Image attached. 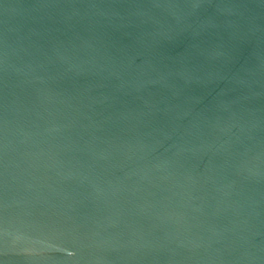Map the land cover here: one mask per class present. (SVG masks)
I'll list each match as a JSON object with an SVG mask.
<instances>
[{
  "label": "water",
  "instance_id": "obj_1",
  "mask_svg": "<svg viewBox=\"0 0 264 264\" xmlns=\"http://www.w3.org/2000/svg\"><path fill=\"white\" fill-rule=\"evenodd\" d=\"M0 264H264V0H0Z\"/></svg>",
  "mask_w": 264,
  "mask_h": 264
}]
</instances>
